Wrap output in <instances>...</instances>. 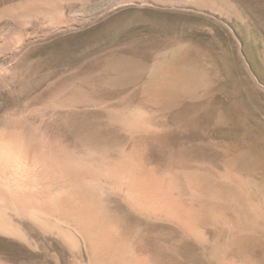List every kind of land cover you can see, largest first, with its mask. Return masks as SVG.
<instances>
[{"label": "rangeland", "instance_id": "rangeland-1", "mask_svg": "<svg viewBox=\"0 0 264 264\" xmlns=\"http://www.w3.org/2000/svg\"><path fill=\"white\" fill-rule=\"evenodd\" d=\"M14 101L62 113L69 157L130 155L156 197L139 211L102 177L104 255L57 217L0 264H264V0H0V134Z\"/></svg>", "mask_w": 264, "mask_h": 264}, {"label": "bare ground", "instance_id": "bare-ground-1", "mask_svg": "<svg viewBox=\"0 0 264 264\" xmlns=\"http://www.w3.org/2000/svg\"><path fill=\"white\" fill-rule=\"evenodd\" d=\"M28 101L24 105H18L15 101L9 105L13 109L12 116L6 120L10 130L6 135L0 134V260L10 263L22 258L23 254L17 242L5 237L25 239L22 226L29 224V221L47 227L50 219L57 217L71 222L104 255L112 242V233L98 198L101 178L114 179L115 183H120L128 176L124 190L126 199L123 198L140 211L145 209L147 197L155 200V177L148 172L147 178H141L143 181L140 184L137 180L136 185L134 176L129 177V174L134 173L139 164L128 154H122L118 164L113 162L116 165L84 162L65 155L60 144L67 138L66 132L74 127H68L66 120L57 119V115L62 113L57 114L54 105L52 108L55 110L45 106L44 109L32 108V102L29 104ZM123 113L119 115L118 123L127 129H135L139 114L135 110ZM154 146L152 139H148L144 147L147 157H153ZM125 250H120L118 260L121 264H132L133 260L124 253Z\"/></svg>", "mask_w": 264, "mask_h": 264}]
</instances>
